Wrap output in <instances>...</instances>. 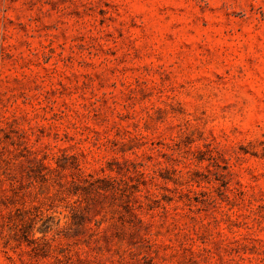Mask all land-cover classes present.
Wrapping results in <instances>:
<instances>
[{"label": "rangeland", "instance_id": "374dc122", "mask_svg": "<svg viewBox=\"0 0 264 264\" xmlns=\"http://www.w3.org/2000/svg\"><path fill=\"white\" fill-rule=\"evenodd\" d=\"M0 264H264V0H0Z\"/></svg>", "mask_w": 264, "mask_h": 264}]
</instances>
